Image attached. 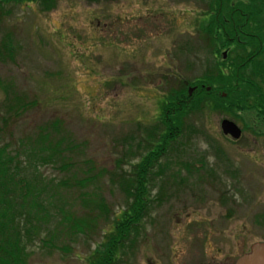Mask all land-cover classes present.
<instances>
[{"label":"rangeland","instance_id":"1","mask_svg":"<svg viewBox=\"0 0 264 264\" xmlns=\"http://www.w3.org/2000/svg\"><path fill=\"white\" fill-rule=\"evenodd\" d=\"M194 4L183 0H54L48 11H43L39 2L6 5L10 6V14L0 21V42L3 35L9 34L15 52L11 60L0 62V81L23 92L25 100L31 102L27 112L11 121L12 143L17 144L19 138L28 143L26 137L33 138L42 126L55 131L51 124L58 119L62 131L70 134L76 145L69 153L71 166L66 172L44 166L40 168L42 175L58 181L71 179L75 173L92 174L87 166L94 167L103 177L95 185L100 186L111 210L108 223L94 221L88 232L69 234L60 230V243L55 249L43 248L37 242L29 264H90V253L104 231L111 230L114 216L125 209L123 194L110 181L112 174L119 171L117 161L125 159L128 143L134 147L141 141L145 126H153L152 130L158 131L156 138L160 137L163 126L159 117L165 97H170V90L186 94L183 81L196 84L202 69L195 58L205 60L207 53L187 46V42L199 43L194 35L186 36L188 31L193 33L195 22L201 23V12H192ZM185 65L190 67V73ZM211 82L205 80L204 84L210 86ZM232 84L230 80L228 87ZM197 92L186 97V103L206 100L203 89ZM231 95L230 114L217 107L205 108L201 103L199 111L182 118L180 135L160 157L165 171L161 177H153L150 204L139 234L131 245L129 242L120 249L114 264H167L169 250L173 255L171 264H186L188 261L183 258L187 254L198 253L190 241L202 235L210 237L206 239L227 238L232 230L229 225L225 230L198 225L200 219L217 221L224 210L208 192L212 189L200 183L194 185L195 175L190 177L179 164L192 168L193 164L198 167L200 162L206 163L205 169H213L222 190L241 199L256 196L259 203L251 208L263 209L260 201L264 199V149L247 143L251 141L248 135L234 144L220 130V121L233 119L232 114L248 119L243 109L247 99L241 94L236 99ZM221 97L212 96L208 106L217 105ZM3 98L0 91L2 114ZM261 141L258 139V143ZM138 158L139 155L120 165L129 169ZM176 169L186 184L181 189L168 184L159 188L160 180L169 179ZM64 206L72 207L78 218L87 211L79 199ZM240 218L237 226L246 222L245 217ZM239 232L241 237L248 234L245 242L250 237L260 240L262 235L255 229H237ZM241 237L237 235L236 240ZM240 245L238 241L237 254ZM180 251L183 252L179 254Z\"/></svg>","mask_w":264,"mask_h":264},{"label":"trees","instance_id":"2","mask_svg":"<svg viewBox=\"0 0 264 264\" xmlns=\"http://www.w3.org/2000/svg\"><path fill=\"white\" fill-rule=\"evenodd\" d=\"M30 2H39L43 11H48L54 4V0H0V21L10 14V6L6 5ZM13 52L15 50L11 36L3 35L0 42V62L11 60ZM0 91L4 95L1 104L3 114L0 112V264H29L32 247L37 242L43 248L55 249L60 243V230L69 234L88 232L94 221L108 223L111 210L100 186L95 185L103 177L98 175L94 167L90 169L87 166L92 174L88 171L75 173L71 179L55 181L42 175L40 168L44 166L58 168L60 172H66L71 166L68 163L71 160L69 153L73 152L76 145L72 143L71 135L62 131L58 119L51 124L55 131L42 126L33 138L26 137L28 143L24 144L22 138L17 140V144L12 143L14 136L10 131L11 121L27 112L31 102L25 100L23 92H16L13 87L3 84L2 80ZM169 94L170 97H165L162 102L159 117L163 126L162 136L157 139L158 131L152 130L153 126H145L141 129V141H137L134 147L128 143L124 150L125 159L116 163L119 171L112 174L110 181L123 194L125 209L111 220V230L104 231L90 253V264H114L120 249L129 242L128 246L131 245L138 236L142 219L148 212L153 177H161L165 171L159 161L160 157L180 135L182 118L202 107V102L196 99L186 103L185 98L189 96L184 91L170 90ZM205 99L202 103L205 108L217 107L220 112L230 114V93L225 98H219L217 105L210 107L208 99ZM243 109L245 111L246 107L243 106ZM137 155V163L132 164L129 169L121 167L120 164L126 165L130 158ZM88 162L85 161V164L88 165ZM182 168L190 177L195 175L194 185L202 181V174L198 173L197 168L192 169L186 164ZM178 170L170 173V178L166 181L165 178L161 179L159 188H163L165 184L178 188L185 185L187 180L175 176ZM75 199H79L87 207L82 218L76 216L72 207L64 206V203Z\"/></svg>","mask_w":264,"mask_h":264},{"label":"flooded vegetation","instance_id":"3","mask_svg":"<svg viewBox=\"0 0 264 264\" xmlns=\"http://www.w3.org/2000/svg\"><path fill=\"white\" fill-rule=\"evenodd\" d=\"M183 1L186 4L195 3V9L192 12L202 13L198 16L201 18V23L196 24L195 22L193 33L189 31L186 33L187 37L194 35L199 43L195 45L187 42V46L191 50L196 49L197 52L201 50L207 53L205 60L204 58L199 60V56L195 58L202 66L197 75L196 84L189 85L188 81H183L186 96L193 95L197 91L201 92L202 89L206 92L202 96L207 99H211L214 95L225 98L228 93L233 94L234 98L238 94L243 95L247 99L245 116L248 119L242 120L241 117L233 115L234 122L242 133L240 139L232 143L239 144L242 138L248 135L251 136V141L247 143L259 145L261 149H264V0ZM186 12L188 13V10ZM189 51V48L185 49L186 53ZM185 67L188 68V65ZM189 70L191 71L190 67L188 72ZM205 80L212 81L211 85L204 84ZM230 80H233L231 88L228 87ZM190 88L192 91L188 94ZM258 139L262 141L258 143ZM194 165L196 164H193L192 169L197 168L199 172H203L202 181L197 184L200 183V186L202 184L206 188L210 187L212 190L208 192L213 194L218 206L224 210L223 217H220L221 220L207 222V220L200 219L197 220L198 225L200 227L211 225L213 228L224 230L229 225L232 230L227 233V238L206 239L210 237L202 235L190 241V245L196 246L198 253L187 254L183 261H188L186 264H235L237 258L248 252L254 244H264V207L262 210L253 211L252 204L259 203L255 200L256 196L247 195L245 199L236 197L235 194H231V191H224L220 188L213 169H205L206 163L200 162L197 164L198 167ZM178 166L183 167L184 164ZM227 166L233 167V164ZM261 166V171L264 172V166ZM179 172L175 174L178 178L182 177ZM223 173H228V170H223ZM217 183L218 186H216ZM198 203L201 202L198 201ZM260 203H264V199ZM240 217H245L246 222L237 226ZM237 229L239 231L255 229L262 235L260 240H252L254 238L250 237L245 242L248 234L244 236L245 238L241 237L243 234L242 232L236 233ZM237 235L241 237L239 240H236ZM238 241L241 242L239 254H237ZM248 244L249 247L246 246ZM182 252L180 251L179 254ZM172 257L169 250L166 256L167 264H171Z\"/></svg>","mask_w":264,"mask_h":264},{"label":"water","instance_id":"4","mask_svg":"<svg viewBox=\"0 0 264 264\" xmlns=\"http://www.w3.org/2000/svg\"><path fill=\"white\" fill-rule=\"evenodd\" d=\"M192 88L188 90L191 93ZM221 131L224 135H229L232 139H238L241 130L228 119H223L220 123ZM235 264H264V244H254L248 253L240 256Z\"/></svg>","mask_w":264,"mask_h":264}]
</instances>
